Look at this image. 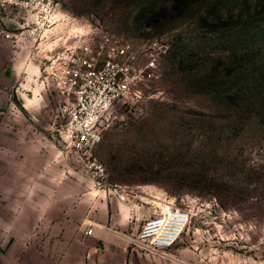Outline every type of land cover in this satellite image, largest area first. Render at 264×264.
<instances>
[{
	"label": "rangeland",
	"instance_id": "1",
	"mask_svg": "<svg viewBox=\"0 0 264 264\" xmlns=\"http://www.w3.org/2000/svg\"><path fill=\"white\" fill-rule=\"evenodd\" d=\"M62 8L138 47L163 45L158 79L111 114L97 149L101 188L58 146L55 102L36 75L29 83L39 86L38 128L56 144L72 201L124 194L140 207L133 238L154 203L191 213L169 248L130 243V264H264V0H66ZM1 41L4 61L15 48ZM19 81L28 85V73Z\"/></svg>",
	"mask_w": 264,
	"mask_h": 264
},
{
	"label": "built area",
	"instance_id": "2",
	"mask_svg": "<svg viewBox=\"0 0 264 264\" xmlns=\"http://www.w3.org/2000/svg\"><path fill=\"white\" fill-rule=\"evenodd\" d=\"M65 1L0 0V38L11 42L16 56L37 66V79L60 117L58 146L73 152L101 188L105 171L97 149L111 114L120 103L140 99L143 88L158 79L163 45L155 41L138 47L96 21L73 16L62 8ZM117 198L126 200L124 194ZM190 219L187 209L154 203L131 244L153 251L169 248Z\"/></svg>",
	"mask_w": 264,
	"mask_h": 264
},
{
	"label": "crops",
	"instance_id": "3",
	"mask_svg": "<svg viewBox=\"0 0 264 264\" xmlns=\"http://www.w3.org/2000/svg\"><path fill=\"white\" fill-rule=\"evenodd\" d=\"M11 52L0 59V264H130L128 230L140 207L110 190L112 201L85 193L72 201L56 144L38 128L44 105L39 86L29 84L38 68Z\"/></svg>",
	"mask_w": 264,
	"mask_h": 264
},
{
	"label": "bare ground",
	"instance_id": "4",
	"mask_svg": "<svg viewBox=\"0 0 264 264\" xmlns=\"http://www.w3.org/2000/svg\"><path fill=\"white\" fill-rule=\"evenodd\" d=\"M37 67V66H36ZM37 82V81H36ZM159 203V202H158ZM158 203H156V204H158Z\"/></svg>",
	"mask_w": 264,
	"mask_h": 264
}]
</instances>
